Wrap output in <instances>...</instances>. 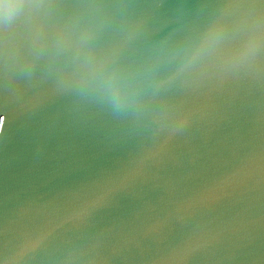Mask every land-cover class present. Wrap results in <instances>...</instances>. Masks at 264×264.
<instances>
[{
	"label": "water",
	"instance_id": "95a60500",
	"mask_svg": "<svg viewBox=\"0 0 264 264\" xmlns=\"http://www.w3.org/2000/svg\"><path fill=\"white\" fill-rule=\"evenodd\" d=\"M0 264H264V0H0Z\"/></svg>",
	"mask_w": 264,
	"mask_h": 264
}]
</instances>
